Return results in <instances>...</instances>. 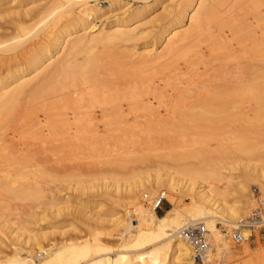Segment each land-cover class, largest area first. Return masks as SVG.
<instances>
[{"label": "bare ground", "instance_id": "obj_1", "mask_svg": "<svg viewBox=\"0 0 264 264\" xmlns=\"http://www.w3.org/2000/svg\"><path fill=\"white\" fill-rule=\"evenodd\" d=\"M15 1L0 0V198L4 200L38 201L43 197L41 182L47 178L63 181L53 175L58 165L65 168L68 174L64 178L70 181L75 178L78 160L83 159L79 166L87 167L91 157L100 161L119 151L123 138L137 133V107L143 99L147 102L142 117L158 118L159 123L172 127L168 131L183 136L217 135L212 125L218 120L247 121L252 102L258 106L254 118L264 117V0H179L169 22L150 45L135 53L121 48L140 38L138 28L130 27L161 0L154 4L144 0L137 10L126 11L100 27L96 23L101 8L78 2L79 11H65L67 24L41 39L35 49H20L14 43H20L17 39L23 31L29 32L24 26L33 22L32 9L38 11V4L21 14L23 10L16 11ZM99 47L101 52L96 51ZM158 47H162L159 53ZM23 55L28 56L26 61L23 57L16 61ZM156 63L161 64L160 74H126L129 65L149 68ZM178 102L184 104V111L179 110ZM173 106L183 113L174 116ZM160 107L165 108L163 113ZM187 167L169 179L157 177L152 181L153 186L164 185L172 195L164 194L173 209L161 217L153 207L147 210L136 203L142 191H149L143 181L128 186L125 195L133 201L136 219L130 222L126 215L112 221L122 229V236L130 235L128 240L122 238L121 251L113 257H94L104 251L108 254L96 240H66L44 249L41 240L48 234L41 238L27 234L25 246L35 243L45 255L37 264H197L193 263L194 247L183 235L184 229L192 226L206 247L200 264L222 261L229 255L223 250L227 233L217 225L234 224L248 204L243 203L242 209L240 201H233L240 206L237 209L226 206L227 188L232 185L226 170ZM80 185V192H84L86 186ZM178 194L190 197V208L179 207L173 198ZM33 258L37 259L28 255L26 260L36 264ZM22 263L26 261L16 264Z\"/></svg>", "mask_w": 264, "mask_h": 264}, {"label": "rangeland", "instance_id": "obj_2", "mask_svg": "<svg viewBox=\"0 0 264 264\" xmlns=\"http://www.w3.org/2000/svg\"><path fill=\"white\" fill-rule=\"evenodd\" d=\"M143 1L16 0L14 2V4L16 3V11L23 10L21 14H24L25 10L30 9V7L32 9L37 4L36 9L38 11H35V8L32 9L34 10V12L32 11L34 14L33 22H27L28 24L26 23V26H24L25 28L27 27L26 30L29 29V32L23 31L24 34H19L17 40H20V43L15 41L14 44L15 46H20V49L21 46L26 49L39 47L41 39L46 38L54 31L53 35L56 29L59 30L61 27L63 28L64 24H67L69 19L67 17L69 16H66L65 11L71 9L79 11L78 6L75 5L78 2H89V6L97 5L101 8L102 12L98 16L100 19L96 23L97 27H100L102 24L104 25L119 18L126 11L137 10L139 6L143 5ZM147 1L150 4L155 3V0ZM178 1L161 0L153 10L139 18L138 23L130 28H138L136 34L140 35V38L129 44L122 45L121 48L135 53L136 51L140 52L143 47L149 46L159 30L169 22L173 7ZM43 3L44 5H42ZM37 12L43 13L44 16ZM35 14L39 15L36 19L42 16V18H38L37 22L34 21ZM45 16L47 19H45ZM246 18L250 20L251 15ZM40 19H43V21ZM188 24L189 22L185 23L186 30H188ZM33 33L37 34L31 37ZM98 33L99 31L96 34ZM80 34L82 35V33ZM101 48L99 47L98 49ZM98 49L96 51H102V49ZM161 49L162 47H158L157 53ZM61 53L55 57L57 58ZM22 57L24 58L23 61L28 59V56L23 55L17 58L16 61H20V58L22 60ZM78 58L82 59V56ZM177 59H180L179 56ZM177 59H175V62H180ZM154 65L156 66L153 67L151 64L149 68L145 66V68H142L141 65H129L126 68V74L135 77L156 75L162 67L158 63ZM154 71L156 72L154 73ZM146 102L143 99L137 107L139 109L137 133L123 138V145L119 151L107 154L100 161L91 157L92 160L90 161L92 162L87 167L83 164V166H79L83 159H80V155H77L80 159L78 160L79 165L73 170L75 178L70 181L66 177L64 178L68 174L65 168L58 165L53 175L59 179L63 178V181L52 182L47 178L41 182L43 197L38 201L4 200L0 198V264H16L21 260L26 261L25 264H27L29 262L26 260L28 255L37 257V259L33 258V262L37 264L38 260H40L39 258L45 256L41 251L37 250L38 246L33 245L35 243L32 244L30 242L29 245L25 246L27 234L30 237L37 235L40 238L47 237L46 234H48L47 239L41 240V247L44 249L51 248L52 245L60 244L66 240H69V243L75 242V240V243L96 240L98 244L107 249L108 254L104 251L103 255H100V252L98 253L99 255L94 254V257L108 255L113 257L115 254L117 255L121 251L119 246L122 241L125 238L128 240L130 235L125 236L123 234L122 236V229L117 227L116 223L113 224L112 221L116 222L114 220L123 219L126 215L130 222L136 219L133 201L128 200L125 195L128 186H133L135 182L143 181L142 183L146 185L149 191H142L136 203L138 202V204L146 206L147 210H151L150 201L160 193H166L167 197L172 196L164 185L156 187L152 185V181L157 179V177H161L162 180L169 179L174 176L177 170L184 169L185 166L203 171L209 170V168L226 170L224 171L225 175L232 180V185L227 188V196L225 195L226 206L228 208L235 207L236 209L241 206L242 209L243 203L247 202L248 204L243 208L245 209L244 212H242L243 209L241 210L242 213L239 212L240 221L249 218L253 211L260 207L261 203L264 204V117L263 119L254 118L258 111L257 104L251 103L249 120L227 122H219L220 120H218L217 125H212V128L216 127L217 135L193 137L188 134L183 136V134L179 135V133L168 131V129L172 130V127L159 123L158 118L142 117L140 113H143L146 108ZM177 107H179V110H185L183 103L177 104ZM177 107L173 106L172 109L170 108L177 113L174 115L176 117L183 113L181 112L182 110L178 111ZM164 109V107H160V112L163 113ZM192 124L194 123L192 122ZM192 124L190 123L191 126ZM164 126L167 130L166 128L164 129ZM196 141H199L198 144H196ZM244 151L250 152L244 153ZM87 157L89 156L87 155ZM180 179L183 180L184 178ZM185 182L186 180L181 181V183L178 182L182 186L181 189L184 187ZM79 184L86 186L84 192V189L80 192L81 188L79 187L81 185L79 186ZM217 187L225 189L222 184H217ZM254 191L258 192V200H256ZM142 194H145L148 198L143 199ZM167 197H165L166 200L162 210L156 212L159 217L173 209V205ZM173 198L181 209L190 208L191 199L187 195L178 194V196ZM233 201H240L242 205L240 204V206L237 205L238 207H236ZM226 217L228 218L229 216L226 215ZM239 220L234 224L232 222L230 224L218 223L219 230L227 233L226 248L228 249L224 247L223 250L227 251L226 253H229V255L223 258L224 262L220 260L221 262L217 261L213 264H264V225L253 231H247L249 239L242 245L235 246L230 240V232L234 229L231 226H236L240 222ZM191 227L184 229L183 235L187 242L194 247L196 258L193 259V263L200 264V257L205 253L206 247L203 245L202 236L199 235L196 229H191ZM16 228L19 229L17 230ZM18 231L23 234L21 232L20 234L16 233ZM61 232H64L65 235L62 236ZM134 232L135 230L132 231V234ZM210 247L212 248L211 243Z\"/></svg>", "mask_w": 264, "mask_h": 264}, {"label": "built area", "instance_id": "obj_3", "mask_svg": "<svg viewBox=\"0 0 264 264\" xmlns=\"http://www.w3.org/2000/svg\"><path fill=\"white\" fill-rule=\"evenodd\" d=\"M256 199L257 192H254ZM165 193H160L158 196L153 198L150 203L151 207H153L154 211L158 212L162 210L165 199ZM264 225V205L261 203L260 207L253 211L251 216L247 219L240 221L236 228L232 229L230 232V240L235 246L242 245L246 242L249 237H246L247 231H253L256 228H259Z\"/></svg>", "mask_w": 264, "mask_h": 264}]
</instances>
